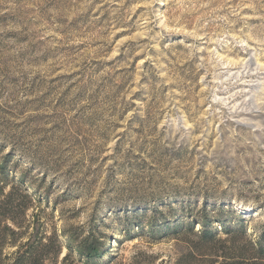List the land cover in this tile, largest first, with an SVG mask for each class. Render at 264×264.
I'll use <instances>...</instances> for the list:
<instances>
[{"label":"rangeland","instance_id":"374dc122","mask_svg":"<svg viewBox=\"0 0 264 264\" xmlns=\"http://www.w3.org/2000/svg\"><path fill=\"white\" fill-rule=\"evenodd\" d=\"M3 173L61 257L93 235L100 264H184L169 229L198 221L259 240L264 0H0Z\"/></svg>","mask_w":264,"mask_h":264},{"label":"trees","instance_id":"16d2710c","mask_svg":"<svg viewBox=\"0 0 264 264\" xmlns=\"http://www.w3.org/2000/svg\"><path fill=\"white\" fill-rule=\"evenodd\" d=\"M3 176L4 180L0 179V264H75L74 253L83 264H100L99 252L106 247L98 245L93 235L83 240L67 238V254L61 257L63 242L55 234H48L46 226L34 214L29 215L33 204L27 191L15 184L6 186L5 173ZM6 187H9L7 192ZM198 222L203 227L198 232H194L191 225L185 230L178 225L169 229L176 233L178 240L190 235L197 241V246L193 247L196 249L179 259L184 260V264H190L188 260L202 253L206 254L201 256L217 257L211 264H264V236L248 241L245 227L241 225L237 229H225L227 238L221 242L217 240L218 234L210 230V222ZM219 244L222 246L218 248Z\"/></svg>","mask_w":264,"mask_h":264}]
</instances>
